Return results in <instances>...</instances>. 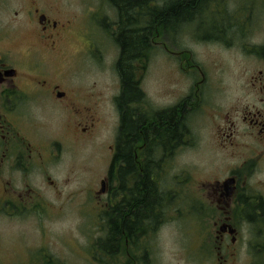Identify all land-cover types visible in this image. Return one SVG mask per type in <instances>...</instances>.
Returning a JSON list of instances; mask_svg holds the SVG:
<instances>
[{"label":"flooded vegetation","instance_id":"flooded-vegetation-1","mask_svg":"<svg viewBox=\"0 0 264 264\" xmlns=\"http://www.w3.org/2000/svg\"><path fill=\"white\" fill-rule=\"evenodd\" d=\"M250 4L248 1L247 5ZM110 9L117 18L116 10ZM248 9L253 11L254 8ZM54 11L56 13L52 11L49 16L35 6L30 7L26 18L35 22L34 31L23 30L16 40L22 37L25 43H20L14 50L0 52V215L4 218H18L29 208L37 207L31 190L25 194L15 191L13 173L26 175L37 171L36 174L48 175L49 168L57 165L65 154V144L70 148L91 146L101 123L98 106L103 102L102 94L94 89L74 87L64 78L51 76L52 72L42 61L43 54L61 56L65 42L72 36L74 21ZM246 18L245 23L229 24L230 29H235L228 39L200 37L203 41H216L236 48L237 54L251 66L244 71L245 88L239 89L235 94L239 96L224 109L211 102L210 89L206 88V93L201 87L205 84L204 73L198 66L190 64L187 51L166 50L171 57L178 58L182 72L187 74L188 70L194 69L201 76L200 81H194L191 93L160 110L146 102L129 104L127 111L123 106L118 110L115 98L120 95L122 84L117 75L119 94L113 101L117 115L116 134L105 146L110 157L108 169L97 178L93 190L101 205L99 218L102 221L104 214L111 211L116 193L118 209L122 213L120 223L127 213L135 212L130 211L135 204H128L135 194L129 192L141 190L144 185L136 183L147 173L155 190L162 195L161 207L166 215L172 198L165 179L172 171L173 159L176 154L188 152L200 144L204 154L202 160H211L209 170L205 165L192 166L184 169L182 174L188 176L183 184L189 183L191 171L203 176L197 183L200 206L195 217L199 223L210 224L211 231L199 236L205 252L202 262L238 264L242 256L244 264H264V41L257 43L250 38L254 25L249 24V16ZM111 27L116 30L115 25ZM108 34L106 31L105 35ZM109 35L113 40V33ZM158 37L153 26L150 46ZM5 38L1 37L0 41ZM87 43L89 45L84 46L80 58L92 49V44ZM120 53L121 49H118L116 61ZM184 64L189 69H184ZM139 79L137 74L133 81ZM196 116L204 122H194ZM127 118L141 123L131 130L125 126ZM127 149L131 166L125 158ZM46 180L54 189L56 183L50 178ZM164 217L160 218V223ZM129 218L135 221L134 216ZM259 223L262 231L256 234L243 232L239 226ZM121 234L129 246L151 237L155 231H122ZM254 236L262 241V247H253ZM131 239L136 242H130ZM242 245L247 247L241 248ZM141 261L148 264L146 253Z\"/></svg>","mask_w":264,"mask_h":264},{"label":"rangeland","instance_id":"rangeland-1","mask_svg":"<svg viewBox=\"0 0 264 264\" xmlns=\"http://www.w3.org/2000/svg\"><path fill=\"white\" fill-rule=\"evenodd\" d=\"M248 1L251 6L247 5ZM219 3L225 14V24L218 20L219 27L245 23L249 16V24L254 25L250 38L255 42L264 41V0H224ZM32 6L44 15L51 16L56 10L61 17L74 21L72 36L65 42L63 54H43L42 61L52 72L51 76L64 78L74 87L90 88L102 94L103 102L98 106L101 123L91 146L70 148L65 144V154L57 165L49 168L48 175L36 174L37 171L26 175L12 174L15 191L25 194L31 190L37 207L29 208L18 218L0 215V264H144L141 259L145 253L148 264H211L202 262L205 252L199 241L202 232L211 231L210 224L199 223L195 217L200 206L197 183L203 176L191 171L189 183L183 184L188 176L182 174L184 169L192 166L205 165L209 170L211 160H202L204 154L200 144L175 155L172 171L165 179L172 202L155 234L129 246L122 240L119 254L114 257L104 256L98 248L97 242L105 237L106 219L99 218L101 205L93 190L97 178L108 169L110 157L105 146L116 134L117 115L113 101L119 94V80L114 68L118 49L105 32L111 31L112 27L107 25L117 18L106 0H0V35L3 34L0 38L6 37L0 41V52L14 50L20 43H25L22 37L16 40L23 30L34 31L35 22L26 18ZM202 23L205 25L201 26ZM215 25L217 20L206 14L178 33L159 35L150 46L145 70L141 73L140 88L146 105L160 110L175 104L191 93L194 81H200L201 76L196 70H188L187 74L182 72L178 58L171 57L166 50L189 53L190 64L198 66L204 73L205 84L201 87L206 93L210 89L211 102L221 105L222 109L239 96L235 94L245 88L244 71L251 66L237 54L236 48L200 39L215 36L212 32ZM234 29L229 28L230 32L223 38L228 39ZM87 42L92 44V49L80 58L84 46L89 45ZM183 68L189 69L185 64ZM201 117L196 116L194 122L202 124ZM47 178L56 183L54 189L49 187ZM1 196L0 188V199ZM239 226L243 232L256 234L262 231L260 223ZM252 242L253 247L263 246L255 236ZM244 247L247 246H241ZM238 264H244L242 256Z\"/></svg>","mask_w":264,"mask_h":264},{"label":"trees","instance_id":"trees-1","mask_svg":"<svg viewBox=\"0 0 264 264\" xmlns=\"http://www.w3.org/2000/svg\"><path fill=\"white\" fill-rule=\"evenodd\" d=\"M110 7L116 10L117 20L109 26H116V30L109 31L113 33L114 44L121 49L118 60L115 63V72L119 76L122 91L115 98L116 108L119 110L132 103L143 104L146 102L145 95L140 88L141 73L145 70L148 54L150 53V34L154 26L157 35L178 33L181 28L194 24L200 20V17L208 14L214 20H217V27L212 28L216 37L223 38L229 30V25L219 27L218 20L225 24V14L220 7V1L224 0H106ZM222 11V12H221ZM217 15V17H213ZM201 24V23H200ZM199 25V24H198ZM205 24L202 23L201 26ZM106 30H108L106 28ZM108 32V33H109ZM109 33V34H110ZM140 75L139 81L136 79ZM129 110L128 108L126 111ZM164 121V120H163ZM141 123V122H139ZM127 118L125 126L129 129H135L138 124ZM119 141V139H118ZM127 163L131 166V155L129 149L125 151ZM130 168H128L129 170ZM129 172L126 173V175ZM145 187L141 190H130L134 195L128 204H135L131 207L127 216H124L123 223H120L121 211L118 209L117 198L114 196L111 202L112 209L104 214L106 219V233L104 239L97 242L98 248L104 252L106 257H114L119 254L120 242L124 240L122 231L127 233L155 231L160 225V218L164 216L162 205V195L156 191L153 181L147 173L139 177L137 183ZM129 216H134L132 222ZM136 242L131 239L130 242Z\"/></svg>","mask_w":264,"mask_h":264},{"label":"water","instance_id":"water-1","mask_svg":"<svg viewBox=\"0 0 264 264\" xmlns=\"http://www.w3.org/2000/svg\"><path fill=\"white\" fill-rule=\"evenodd\" d=\"M104 192V190H102V193Z\"/></svg>","mask_w":264,"mask_h":264},{"label":"bare ground","instance_id":"bare-ground-1","mask_svg":"<svg viewBox=\"0 0 264 264\" xmlns=\"http://www.w3.org/2000/svg\"><path fill=\"white\" fill-rule=\"evenodd\" d=\"M158 190V189H157Z\"/></svg>","mask_w":264,"mask_h":264}]
</instances>
